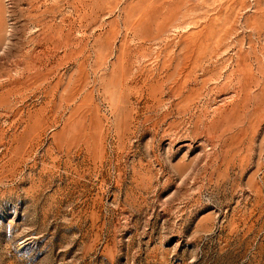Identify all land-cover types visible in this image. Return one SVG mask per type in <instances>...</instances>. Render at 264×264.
<instances>
[{
    "label": "rangeland",
    "instance_id": "374dc122",
    "mask_svg": "<svg viewBox=\"0 0 264 264\" xmlns=\"http://www.w3.org/2000/svg\"><path fill=\"white\" fill-rule=\"evenodd\" d=\"M0 264H264V0H0Z\"/></svg>",
    "mask_w": 264,
    "mask_h": 264
}]
</instances>
